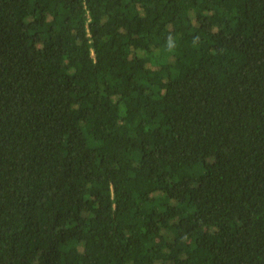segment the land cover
Instances as JSON below:
<instances>
[{"label":"trees","instance_id":"trees-1","mask_svg":"<svg viewBox=\"0 0 264 264\" xmlns=\"http://www.w3.org/2000/svg\"><path fill=\"white\" fill-rule=\"evenodd\" d=\"M0 264H264V0H0Z\"/></svg>","mask_w":264,"mask_h":264}]
</instances>
